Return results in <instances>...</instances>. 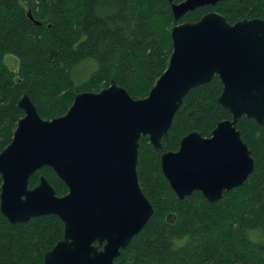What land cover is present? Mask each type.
Segmentation results:
<instances>
[{"label":"trees","instance_id":"1","mask_svg":"<svg viewBox=\"0 0 264 264\" xmlns=\"http://www.w3.org/2000/svg\"><path fill=\"white\" fill-rule=\"evenodd\" d=\"M212 10L231 23L264 18V0H219L180 20L168 0H0V152L24 115L18 102L25 93L46 119L65 114L79 92L99 91L113 79L134 98L146 97L168 67L173 26ZM7 53L19 59L17 71L6 64ZM86 59L96 67L77 81L75 68ZM222 89L216 75L188 92L162 139V151L141 137L138 177L154 212L115 264H264V125L246 116L239 120L255 168L215 203L199 190L180 198L161 167L162 152L178 150L184 135L210 136L219 121L232 116L218 100ZM41 175L57 194L68 192L50 166L31 176L30 187ZM1 184L0 175V191ZM63 233L55 214L13 224L0 211V264H43Z\"/></svg>","mask_w":264,"mask_h":264},{"label":"water","instance_id":"2","mask_svg":"<svg viewBox=\"0 0 264 264\" xmlns=\"http://www.w3.org/2000/svg\"><path fill=\"white\" fill-rule=\"evenodd\" d=\"M168 1L180 20L219 0ZM171 37L168 67L146 97L134 98L113 79L99 91L79 92L65 114L51 119L27 93L20 98L24 115L0 152V211L13 224L47 214L61 218L63 237L43 264H115L154 212L138 177L141 137L162 151L184 97L216 75L223 84L218 100L232 116L210 136L192 131L178 150L162 152V171L180 198L199 190L211 203L253 172V151L238 122L246 116L264 125V18L231 23L212 10L177 23ZM43 166L54 169L67 193L57 194L45 175L30 187Z\"/></svg>","mask_w":264,"mask_h":264},{"label":"rangeland","instance_id":"3","mask_svg":"<svg viewBox=\"0 0 264 264\" xmlns=\"http://www.w3.org/2000/svg\"><path fill=\"white\" fill-rule=\"evenodd\" d=\"M6 64L13 70L17 71L19 69V59L12 53H7L4 57ZM96 67V62L92 59H86L82 61L76 68H75V78L77 81H81L86 79L92 70Z\"/></svg>","mask_w":264,"mask_h":264}]
</instances>
